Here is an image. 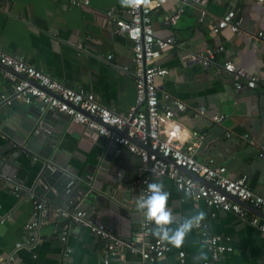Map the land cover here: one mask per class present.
Segmentation results:
<instances>
[{
    "label": "crops",
    "instance_id": "0c3cea01",
    "mask_svg": "<svg viewBox=\"0 0 264 264\" xmlns=\"http://www.w3.org/2000/svg\"><path fill=\"white\" fill-rule=\"evenodd\" d=\"M161 1V9L153 15L155 31L162 37L172 36L175 42L159 60L169 73L157 77L156 83L162 103L168 104L177 98L189 106L183 111L175 109V119L183 125L179 142L186 147L202 136L196 146L197 158H214L217 163L226 165L231 176H247L251 187L264 196V155H261L264 145V43L255 38V33L264 28V4L257 0H209L212 16L236 10L242 31L223 29L220 37L225 50L217 51L214 61L206 65L201 56L215 49V41L207 26L199 20L198 10L189 4L176 25H167L164 16L177 11L181 2ZM131 2L0 0V46L23 56L71 87L94 92L105 106L117 112H128L136 104V84L131 72L132 42L118 31L108 12L114 10L118 16L126 18ZM110 54L113 55L111 60L108 59ZM228 59L257 76V86L237 89L236 76L222 67ZM126 66L129 71L124 69ZM14 85L0 74L2 113L12 106L9 98L15 90ZM201 107L206 113L195 116V110ZM215 115L224 118L217 122L213 119ZM245 136L253 138L255 143L246 142ZM7 143L11 144L0 134V157L12 159L0 168V264L12 253L16 255L14 264H105V240L92 233L89 227L82 228L79 223V227L73 226V220L62 218L55 211L36 227L40 239L30 242L33 231L28 225L34 220V203L28 193L35 190L36 180L34 175L19 167L13 158L17 150L6 147ZM110 143L105 136L71 119L59 148L62 158L78 166L80 174L100 162ZM116 147L121 151L120 169L134 182L140 168L139 158ZM153 180L162 181L170 193L168 207L174 214V223L169 227H177L183 218L199 211L205 213L199 224L184 236L179 247L169 243L171 252L164 260L166 264H181L180 250L186 252V264H208L211 259L208 239L213 234L222 235L233 246L218 264H264V238L255 226L233 212L215 210L204 200H195L168 177ZM15 185L20 186L17 193ZM49 202L53 207L64 208ZM248 209L259 214L254 208ZM108 212L103 216L106 218L103 224H109L108 229L128 244H139L143 211L140 210L132 222L136 229ZM91 218L94 224L105 227L95 221L96 217ZM64 221L68 223L58 232L59 223ZM20 242L23 246L17 249ZM133 260L134 255L126 251L122 257H113L110 264H132Z\"/></svg>",
    "mask_w": 264,
    "mask_h": 264
},
{
    "label": "built area",
    "instance_id": "2783aa9c",
    "mask_svg": "<svg viewBox=\"0 0 264 264\" xmlns=\"http://www.w3.org/2000/svg\"><path fill=\"white\" fill-rule=\"evenodd\" d=\"M257 1L264 4V0ZM180 2V8L166 14L164 22L167 25H176L185 7L189 4L195 6L199 12V20L207 26L209 35L215 41V49L201 56L204 63L209 65L214 61L217 51L225 50L224 41L220 37L222 30L230 28L233 32L240 33L241 20L236 10L232 9L221 16H212L208 8L209 0ZM161 7V0H132L126 18L118 16L114 10L108 12L118 31L132 42L134 57L131 72L136 84V104L128 112H117L105 106L94 92L71 87L28 62L23 56L10 53L1 46L0 74L15 83V98L35 97L45 108L57 109L70 115L73 121L82 123L114 141L119 150H128L135 154L140 160V168L134 180L138 191L137 201L147 192V184L154 178L168 177L180 190L190 193L195 200H204L215 210L237 214L255 226L264 238V196L251 187L247 176H231L226 165L217 163L214 158H197L196 146L202 136L184 147L179 142L183 125L175 119V109L186 110L188 104L177 98L168 104L160 101L156 79L166 76L169 70L161 65L159 60L175 42L172 36L162 37L155 31L153 15ZM255 38L264 43V28L255 33ZM112 58L113 55L110 54L108 59ZM222 67L236 76L237 89L257 86L258 77L249 74L245 68L237 66L232 60H226ZM124 69L130 70L127 66ZM205 113L204 107L194 112L195 116ZM223 118V115L213 116L217 122ZM244 139L250 144L255 143L251 137L245 136ZM261 155H264V145L261 146ZM13 188L16 193L20 190L18 185ZM28 195L34 203V220L28 225L33 231L31 243L40 239L35 232L36 227L51 211H55L62 218L85 224L92 233L105 240V264H110L113 257H122L126 251L134 255L132 264H166L164 260L171 252V245L154 234L153 222L144 215L140 227V243L128 244L112 230L85 220V212L82 210L75 212L68 208L53 207L48 200L38 197L35 190L29 191ZM241 201L259 214L250 211ZM22 246L23 243H18L17 249ZM208 249L211 253L208 264H218L233 250V246L222 235L213 234L208 239ZM178 257L181 264H186L187 255L184 250L179 251ZM15 260L16 255L12 253L4 258L1 264H14Z\"/></svg>",
    "mask_w": 264,
    "mask_h": 264
},
{
    "label": "water",
    "instance_id": "95a60500",
    "mask_svg": "<svg viewBox=\"0 0 264 264\" xmlns=\"http://www.w3.org/2000/svg\"><path fill=\"white\" fill-rule=\"evenodd\" d=\"M13 88L16 89V86ZM9 99L12 106L6 108L0 116V134L11 143L5 144L6 147L16 148L17 155L13 158L18 161L19 167L34 175L35 191L64 208L75 212L83 209V218L92 223L91 217L94 216L96 222L110 227L109 224H103L106 220L103 216L110 210L108 214L116 220L127 226L131 223L136 229L132 222H135L136 215L141 210L136 200L138 191L133 178L120 169L118 159L121 151H117V144L111 141L100 162L79 174L80 168L62 158L59 148L60 139L71 116L57 109L45 108L35 97L26 99L12 95ZM11 160L0 157V168L3 163ZM78 202L79 206L76 208ZM241 203L252 208L243 201ZM93 210L96 214H92ZM67 223L60 222L57 231L60 232ZM72 225L79 227L75 221ZM81 226L87 227L85 224Z\"/></svg>",
    "mask_w": 264,
    "mask_h": 264
},
{
    "label": "clouds",
    "instance_id": "9594fccd",
    "mask_svg": "<svg viewBox=\"0 0 264 264\" xmlns=\"http://www.w3.org/2000/svg\"><path fill=\"white\" fill-rule=\"evenodd\" d=\"M169 195L162 181L153 180L147 184V192L138 199L137 206L143 211L144 216L153 222L155 235L179 247L183 243L184 236L194 225L199 224L205 213L199 211L183 218L178 222L177 227L171 228L169 225L174 223V214L168 207Z\"/></svg>",
    "mask_w": 264,
    "mask_h": 264
}]
</instances>
